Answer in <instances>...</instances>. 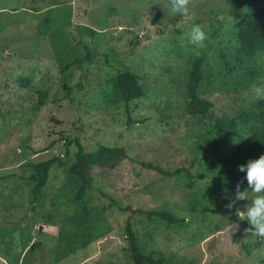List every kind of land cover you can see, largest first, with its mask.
Wrapping results in <instances>:
<instances>
[{"label":"rangeland","instance_id":"obj_1","mask_svg":"<svg viewBox=\"0 0 264 264\" xmlns=\"http://www.w3.org/2000/svg\"><path fill=\"white\" fill-rule=\"evenodd\" d=\"M189 7L183 17L167 0H0V264H134L128 220L141 264H264V237L236 215L249 201L226 207L247 188L239 166L264 155V115L242 119L264 99V52L240 56L237 30L264 0ZM194 23L202 46L187 39ZM198 62V96L213 104L203 116L187 111ZM126 72L144 94L129 103L117 86ZM79 145L126 152L93 170L82 201L68 172Z\"/></svg>","mask_w":264,"mask_h":264},{"label":"trees","instance_id":"obj_2","mask_svg":"<svg viewBox=\"0 0 264 264\" xmlns=\"http://www.w3.org/2000/svg\"><path fill=\"white\" fill-rule=\"evenodd\" d=\"M261 1V0H254ZM238 39L240 47L238 53L240 56L251 58L257 54L264 52V8L244 17L238 24ZM201 62H198L192 69L189 76L187 86L189 103L187 111L193 116L206 115L213 107V104L198 96V89L202 80ZM118 90L120 91L126 103L135 101L143 97V90L139 84V77L136 74L129 72L123 73L119 76L117 81ZM42 102V101H41ZM264 115V99L259 101L257 111H250L242 116V119L259 122ZM228 130H233L232 126H227ZM126 159V152L123 148H109L100 147L99 150L87 152L81 145L78 146V151L75 155V162L69 167L68 172L77 180L76 198L82 201L83 195L86 191L93 187L92 172L95 168L98 169H114L122 161ZM53 160L46 161L37 166V170L41 176L38 180V185L42 186L47 183L50 167L53 165ZM166 176L180 175L183 171L177 170L170 174L159 169ZM147 214L150 219L154 217L171 224L178 223L179 220L166 212H143ZM127 234L130 244V250L133 255L134 264H141V257L143 252L136 240V236L132 229L130 220L127 222Z\"/></svg>","mask_w":264,"mask_h":264},{"label":"clouds","instance_id":"obj_3","mask_svg":"<svg viewBox=\"0 0 264 264\" xmlns=\"http://www.w3.org/2000/svg\"><path fill=\"white\" fill-rule=\"evenodd\" d=\"M167 8L169 15L178 14L188 17L191 12L189 0H167ZM162 9L164 10L163 7ZM186 35L189 43L196 46H202L207 39L206 32L199 24L195 23ZM239 171L245 173L244 179L247 181V188L241 191V184L238 183L235 200L226 205V207L228 209L233 208L236 201H249L243 210L237 209L236 215L239 220L247 221L250 226L245 229L246 233L251 232L252 235L264 237V155L240 165ZM249 193L252 194L251 198ZM236 227L238 226L236 225Z\"/></svg>","mask_w":264,"mask_h":264}]
</instances>
